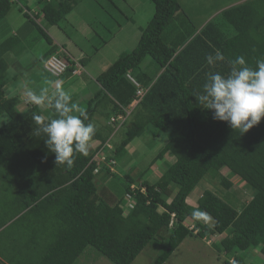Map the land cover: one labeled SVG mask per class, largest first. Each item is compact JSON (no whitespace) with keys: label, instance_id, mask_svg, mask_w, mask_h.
<instances>
[{"label":"trees","instance_id":"obj_1","mask_svg":"<svg viewBox=\"0 0 264 264\" xmlns=\"http://www.w3.org/2000/svg\"><path fill=\"white\" fill-rule=\"evenodd\" d=\"M81 1L39 0L42 8L37 15L50 25H60ZM26 2L0 0V23L18 4L28 25L37 27L50 44L39 60L43 66L58 54L72 63L67 71H73L74 59L61 49L66 43L41 27ZM154 2L155 14L142 29L138 44L98 75L89 107L81 110V103H73L76 97H70V114L85 113L87 118L81 119L95 127L87 155L75 153L71 168L56 165L55 153L48 149L35 120L36 116L45 122L59 118L53 106L58 97L48 96L45 107L30 102L22 108L24 83L14 93L8 87L12 79L9 53L22 32L0 40V170L20 164L13 171L25 179L26 193L20 202L24 207L33 205L31 211L45 218L46 229H38L37 236L45 241L37 244L43 253L33 264H75L88 247L113 264H132L149 242L160 237L168 247L152 264H164L186 237L211 238L222 233L226 235L214 238L211 246L227 262L258 264L257 257L264 264V117L241 134L228 122L215 119L214 110L198 101L209 73L227 76L229 61L238 56L253 69L258 59H264V0L233 4L201 28L194 26L179 0ZM216 50L226 59L209 65L207 56H214ZM147 57L156 66L153 72L140 69ZM86 61L85 57L80 62ZM128 74L147 89L129 114L139 87ZM97 112L107 117L105 125L95 124ZM120 114L126 116L123 121L117 119ZM119 129L124 132L115 139ZM147 131L153 133L150 147L167 135L166 144L146 169L133 163L120 173L117 160L133 157L128 146ZM169 152L176 160L165 161L157 180L147 179L153 165L162 163ZM111 160H116L114 170ZM235 176L251 195L249 201H240L230 191ZM202 180H218L225 188L206 189L196 203H190ZM196 212L204 215L195 216ZM204 216L213 222H206ZM188 218L193 225L187 224Z\"/></svg>","mask_w":264,"mask_h":264},{"label":"rangeland","instance_id":"obj_2","mask_svg":"<svg viewBox=\"0 0 264 264\" xmlns=\"http://www.w3.org/2000/svg\"><path fill=\"white\" fill-rule=\"evenodd\" d=\"M28 1L37 22L44 30L55 39L64 41L67 49L76 52L77 56L86 57L88 59V61H86V68L90 76H94L91 67L95 68L97 66L96 63L103 62L102 64L107 69L118 60L121 54L132 50L138 44L142 35V29L149 23L156 11L154 0H82L66 18L61 21L60 25H50L45 21L43 15H37V12L41 11L42 8L39 0ZM238 1L241 0H179L183 9L186 10L189 15V19L192 20L191 22L198 28L204 26V24L212 18L219 16L224 9L233 4L235 5ZM23 3H27L26 0H23ZM17 5L18 4L12 7L9 16L0 23L4 24L0 28V40L18 31L22 32L19 40L14 45V50L9 53L8 59L12 63L9 72L12 79L8 87H11V93H14L13 91H17V88H19L18 86L24 83L21 89L24 99L21 107L24 108L31 102L28 96L29 91L37 95H39L43 89H47V92H50L52 88L60 86L62 80L48 71H45V66H43L42 61L39 60L49 49L50 44L47 39L39 33L37 27L28 25V19L24 16L21 11L22 9L18 7L19 5ZM175 24L176 22H174V25ZM187 26H189V24H187ZM177 28L179 29V27ZM79 64H81V62ZM78 68V72L75 74H81L82 65ZM140 69L149 73V71L153 72L156 66L152 58L147 57L140 65ZM66 72L64 74H66ZM78 77L81 76L78 75L73 77L72 80L74 81H72V83L78 84ZM52 80L58 81L51 85ZM10 85H15V87ZM53 91L55 90L53 89L50 95H53ZM72 91L73 89L70 88L68 92H65L68 94ZM94 96L95 94L93 91H90L84 101L79 99L73 103H81V110H85L90 105L89 99ZM50 97L46 98L50 99ZM133 106L134 104L129 107V112L132 110ZM101 110H103L102 107ZM77 115L78 114H76V116ZM106 119L107 117L99 112L94 116L97 126H102L104 124L103 121ZM149 131H147L148 134L146 133L144 137L137 138L134 143L128 146L130 153L133 155V157L128 158L129 161L128 159H125L123 162L117 160L120 173L128 170L130 166L133 167V163L138 164V166H136L141 170L146 169L149 167L150 161L155 158V155L158 154L166 144L168 140L167 135L163 136V139L159 141L156 147H153L154 144L150 147V140L152 139L150 135L153 133ZM122 132H124L123 129L115 135V139H119ZM91 146H95V144ZM143 147L145 150H140ZM136 152H138V157L135 156ZM99 157L100 156L97 155V158ZM165 158L166 159L162 163L159 162L153 165L152 172H148L145 176L147 179L151 181L158 179L163 172L165 161L174 162L176 160V156L171 153H167ZM125 161H127V163ZM17 165L20 164L15 163L9 170H5L4 172V169L0 170V223H4L9 215L15 214L22 206V204H20L22 202H19V197H21L24 192L23 186H25V179L23 178L24 175L19 176V174L13 173ZM224 173H226V171H224ZM232 179L234 185L230 191H232L240 201H249L251 195L244 187L243 183L239 181L237 176ZM216 186L222 189L225 188L218 180L213 182L202 180L189 197V202L193 204L196 203V200L201 197L206 189L216 190ZM7 200H10L15 205H7ZM14 208H16L15 211ZM38 216L39 214L37 212L30 211L27 213L26 217L21 218L19 221L16 220L14 224L17 225V229L21 230V224L26 220H31L29 224L31 225L32 221ZM40 219L41 216H39L37 220L40 221ZM204 219L208 223L213 222V219L209 216H204ZM186 222L187 224L193 225L191 218H188ZM43 223L45 224L44 221ZM38 229L40 231L44 230L41 227H38ZM48 229L49 228H47V230ZM224 235H226V233L218 234L211 238L207 237L201 239L196 236H188L179 244L164 264H236L232 261L227 262V257L224 254H220L214 246H211V241H213L214 238L221 239ZM10 236L13 238V226L2 233L0 238L2 246L6 245L9 247ZM166 241V239L160 237L157 240L149 242L132 264H152L155 259L167 249L168 245ZM12 247L14 246L12 245L10 247V254L14 257H19V252H11L13 249ZM21 247L22 244L18 243L15 249L20 251ZM0 253L5 260L8 259L5 248H0ZM33 255L36 258L38 254ZM254 260V262H258V264L263 263L259 262L257 257H255ZM14 261L16 260L14 259ZM0 264L3 263L0 261ZM20 264H24V262ZM75 264L113 263L101 255L94 247H88L84 254L76 260Z\"/></svg>","mask_w":264,"mask_h":264},{"label":"clouds","instance_id":"obj_3","mask_svg":"<svg viewBox=\"0 0 264 264\" xmlns=\"http://www.w3.org/2000/svg\"><path fill=\"white\" fill-rule=\"evenodd\" d=\"M225 59L220 50H216L214 56H207L209 65H215L216 61ZM76 61L74 59L75 66ZM229 63L231 71L227 76L219 72L208 74L198 101L204 108L214 110L215 119L228 122L232 129H238L243 134L264 117V59L257 60L255 69L247 66L243 56H238ZM76 69L77 66L73 72ZM46 92L47 89H43L37 95L29 91L28 96L31 102L43 106ZM52 94L58 97L53 106L59 118L45 122L41 116H36L35 120L40 126L39 130L46 136L45 143L48 149L55 153L56 165L66 164L71 168L74 165L75 153L87 155L95 127L91 123L85 124L81 119V117L87 118L85 113L81 112L80 116L70 114L72 112L70 97L65 91L57 88ZM115 164L116 160H111L110 165L113 170ZM194 215L199 217L204 214L196 212Z\"/></svg>","mask_w":264,"mask_h":264},{"label":"crops","instance_id":"obj_4","mask_svg":"<svg viewBox=\"0 0 264 264\" xmlns=\"http://www.w3.org/2000/svg\"><path fill=\"white\" fill-rule=\"evenodd\" d=\"M242 1H244V0L238 1L236 3H240ZM61 49L64 50L68 55H70L71 58H74L77 61H81L83 58H85V57L77 56L76 52H74L73 50L67 49L66 46H62ZM102 58H104V57H102ZM102 63L101 62L96 63L97 66L95 65L96 66L95 68L91 67V70H93L94 76H90L87 73L86 64L81 63V65H82L81 74H75V73H73V71H67L66 74H64L63 76H58L59 78H61L60 80H62V84L60 86H58L57 88H59V89L63 88L64 89L63 91H67V92L71 88V89H73V91L68 93L69 97H71V96L76 97V100L80 99L81 101H84V99H86V96L88 95V92L93 91V93H94V91L96 90V84L98 83L97 77L104 69H106ZM97 69H99V70H97ZM75 75L81 76V77H78V84L72 83V81H74V80H72V78L76 77ZM56 81H58V80H52L51 85H53V83ZM57 88L54 87L51 89V91L53 89L56 90ZM145 90H147V89H145ZM50 92H46V97H48L51 94ZM103 122H104L103 125H105L107 123L106 121H103ZM24 193H26V192L24 191L22 196L19 197V202L22 198L25 197ZM6 203H7V205L11 204V206L15 205L10 200H7ZM20 204H22V203H20ZM32 208H33V205L30 207H24L22 204V206L18 209V211L15 214L9 215V217L6 218V221L4 223L3 222L0 223V238L2 236V233H4L8 228L13 226V238H12V236H10L11 239L9 237V239H10L9 247L6 245L2 246V244L0 243V248H5L6 255L8 257V259L5 260L3 255L0 253V261L3 264H20L21 262L25 261V259H31V260H29V264H33V262H36L40 259L38 257L40 254L42 255L43 252L41 250V253H40V250H39L37 244H38V242H41L44 240L42 238L37 237L38 236V227H41V228L43 227V220L45 218L43 219V217H42L40 219V221H38L37 219L39 218V216H40L39 215L38 217H36L34 219V221H32L31 225H29L31 220L30 221L26 220L23 224H21V226H22L21 230L17 229L16 228L17 225L14 224V223H16V220L19 221L21 218L26 217L27 213H29L32 210ZM15 210H16V208H14V211ZM43 228H45V227H43ZM18 243L22 244L20 251H17L15 249L16 245ZM12 245L14 247H12L13 249L11 252H13V253L19 252V254H20L19 257H14L13 255L10 254V249H11L10 247ZM33 254H38V255L35 258ZM14 259L16 261H14Z\"/></svg>","mask_w":264,"mask_h":264},{"label":"built area","instance_id":"obj_5","mask_svg":"<svg viewBox=\"0 0 264 264\" xmlns=\"http://www.w3.org/2000/svg\"><path fill=\"white\" fill-rule=\"evenodd\" d=\"M71 65V63L65 59L64 57L58 55V54H53L45 63V68L52 73L55 76H61L62 74H64L68 67ZM81 64H79V62L76 61V66L77 69L74 71V73L78 72V67H80ZM129 78L139 87L138 91H137V99H135L134 101V106L140 101V99L142 98V96L145 94L146 90L143 89L140 86V83L131 75H128ZM133 106V107H134ZM131 112V111H130ZM127 109V113H130ZM126 116L120 114V116L117 118L121 121H123L125 119ZM116 120V119H115Z\"/></svg>","mask_w":264,"mask_h":264}]
</instances>
